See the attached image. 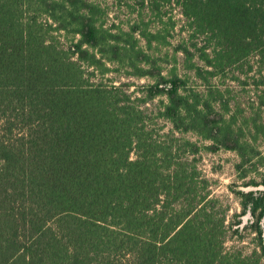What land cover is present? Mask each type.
<instances>
[{
	"label": "trees",
	"instance_id": "obj_1",
	"mask_svg": "<svg viewBox=\"0 0 264 264\" xmlns=\"http://www.w3.org/2000/svg\"><path fill=\"white\" fill-rule=\"evenodd\" d=\"M135 1L181 9L192 48L178 51L204 62L190 65L197 78L264 60V0ZM117 40L93 0H0V264H264V190L235 192L236 217L253 220L228 224L200 147L176 136L241 151L243 129L214 107L220 91L160 75L147 97L167 99L161 137L147 100L100 80L135 49ZM244 230L251 250L227 246Z\"/></svg>",
	"mask_w": 264,
	"mask_h": 264
},
{
	"label": "rangeland",
	"instance_id": "obj_2",
	"mask_svg": "<svg viewBox=\"0 0 264 264\" xmlns=\"http://www.w3.org/2000/svg\"><path fill=\"white\" fill-rule=\"evenodd\" d=\"M100 6V22L104 30L118 37L116 43L130 49L127 57L109 65V71L100 77L107 85H124L134 98L147 100L143 107L152 117L151 125L161 129L163 137L172 129L169 122L159 119V109L165 96L148 99L147 90L155 85L160 75L169 77L174 72L187 81L188 87L205 93L209 88H218L216 95L222 103H214L217 111L223 114L228 123L236 122L235 129L240 133L241 151L221 148L210 151L213 142L198 133L179 134L200 147L197 155L198 167L209 181V191L219 200V206L227 209L228 224L241 220L242 227L249 225L250 215L236 217L242 209L235 192L264 190V60L250 57L242 67L234 66L225 73L197 78L190 68L191 64L205 67L197 57L187 60L178 51L182 44L192 48L191 32L176 5H161L159 10L149 7L141 9L135 0H93ZM65 39V38H64ZM61 39L62 42H65ZM75 40L69 37L67 42ZM124 51H122V54ZM206 68V67H205ZM233 147V144H229ZM244 147V149H243ZM256 182L259 187L249 186ZM249 186V187H248ZM243 243L229 238L227 246L244 244L248 250L253 248V235L244 230Z\"/></svg>",
	"mask_w": 264,
	"mask_h": 264
}]
</instances>
